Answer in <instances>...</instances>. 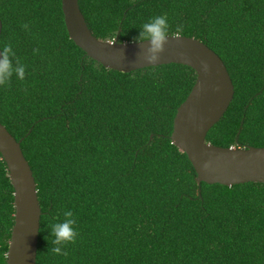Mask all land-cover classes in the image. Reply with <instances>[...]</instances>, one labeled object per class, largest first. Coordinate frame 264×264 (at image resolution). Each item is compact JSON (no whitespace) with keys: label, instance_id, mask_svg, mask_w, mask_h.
<instances>
[{"label":"trees","instance_id":"trees-1","mask_svg":"<svg viewBox=\"0 0 264 264\" xmlns=\"http://www.w3.org/2000/svg\"><path fill=\"white\" fill-rule=\"evenodd\" d=\"M79 4L104 42L135 43L143 23L166 15L170 36L207 45L235 87L207 142L264 148V0ZM0 23V47L12 44L27 69L24 80L0 88V122L23 141L36 179L37 264H264V184L200 185L173 145L177 112L196 84L193 69H106L71 40L62 0H0ZM66 210L79 237L57 256L50 225ZM15 213L0 153V264H7Z\"/></svg>","mask_w":264,"mask_h":264},{"label":"water","instance_id":"water-1","mask_svg":"<svg viewBox=\"0 0 264 264\" xmlns=\"http://www.w3.org/2000/svg\"><path fill=\"white\" fill-rule=\"evenodd\" d=\"M62 1L71 40L106 69L132 73L177 64L196 72V84L177 112L171 139L188 156L200 185L264 184V148H221L207 142L209 132L225 116L235 96L227 67L213 50L194 38L169 36L159 60L150 65L149 43L101 41L90 30L80 9V0ZM2 28L0 23V37ZM22 142L0 122V153L15 190L16 210L7 264H37L38 257L43 213L36 179Z\"/></svg>","mask_w":264,"mask_h":264},{"label":"clouds","instance_id":"clouds-1","mask_svg":"<svg viewBox=\"0 0 264 264\" xmlns=\"http://www.w3.org/2000/svg\"><path fill=\"white\" fill-rule=\"evenodd\" d=\"M28 27V25H24L25 30ZM170 28L168 17L159 15L150 18L138 30V35L135 37L134 42L137 44H150L148 50V63L150 65H155L163 53L164 45L170 36ZM26 71V66L17 58L12 44L0 47V88L8 87L13 79L24 80ZM63 215L64 219L62 221L50 225L51 239L49 242L52 245L51 252L57 256L66 255L64 248L69 244L75 243L79 237V232L76 228L77 221L73 216V212L66 210Z\"/></svg>","mask_w":264,"mask_h":264}]
</instances>
